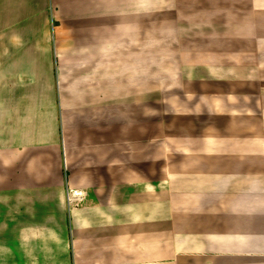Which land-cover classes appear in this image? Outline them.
I'll return each mask as SVG.
<instances>
[{
	"label": "crops",
	"instance_id": "obj_1",
	"mask_svg": "<svg viewBox=\"0 0 264 264\" xmlns=\"http://www.w3.org/2000/svg\"><path fill=\"white\" fill-rule=\"evenodd\" d=\"M258 11L264 0H0V92L29 101L16 133L0 125V264H264V27L239 21ZM160 51L182 70L176 91L200 100L162 145ZM228 110L244 117L231 138H203L204 117Z\"/></svg>",
	"mask_w": 264,
	"mask_h": 264
},
{
	"label": "rangeland",
	"instance_id": "obj_2",
	"mask_svg": "<svg viewBox=\"0 0 264 264\" xmlns=\"http://www.w3.org/2000/svg\"><path fill=\"white\" fill-rule=\"evenodd\" d=\"M243 6L247 7L249 5L243 4ZM243 6H241V7H243ZM30 7H31L30 11L34 10V8L36 7V4L32 2V3H30ZM258 12H260V11H258ZM256 15H258V17H257L258 19H251V20L244 19V20H239V21L242 23L243 26H244V23L247 24V23L251 22L252 25H255L254 27H256V30H257V27H264V13L260 12V13H256ZM233 22H235V20ZM225 30H233V29H225ZM234 31H235V28H234ZM247 32L249 33V31H247ZM151 37L152 36H150V35L144 36L143 37L144 38L143 43L144 44H147V43L150 44L151 43ZM211 37H215V36H207L206 35V36L201 37L203 40H200V39H198V40H200V42L202 44H204V43L206 44V43L210 42L208 40V38H211ZM191 38L192 39L189 42L190 45L196 44L197 36L195 35V37H191ZM223 38L228 43L230 42L229 43L230 45L232 42L234 43L237 40H239L241 45H244V44L247 45V46H244V48L246 49V48H248L249 44L253 43L255 37L252 36L251 39L253 41H250V42L248 41L247 43H244V41L242 42L241 37L239 39L237 37H235V38L234 37H223ZM233 38H234V40H233ZM153 39H154V37H153ZM177 43H182V41L178 40ZM142 54H143L144 66L150 65L148 68H145L144 70L150 71L151 67L153 66V64L150 63L151 62L150 53L147 52L145 50V47H144V51ZM258 54H259V51H258ZM174 55H177V53H174ZM263 57H260V55H258L256 58L263 59ZM248 58H252L251 53H250V56ZM173 59H174L173 53L171 51H160L159 63L161 66L159 68V74H158L159 81H160L159 82V101H158V109H159L158 122L160 124V131H159L160 136L159 137H160L161 145L165 142V140L167 138L166 132H165V130L167 128L166 123L169 122V120L172 118V115L174 116L173 117L174 122L179 124V125H183L187 121H191L190 124H193L195 122V120H197L199 118V116H193L190 111H192L193 107H196V108L199 107L198 101H200V100H198V98L185 100L183 98V95L178 93L179 87H180L178 83H179V81H181V76H183L180 73L182 70L178 69V68L177 69H174V68L166 69V67L162 66V64H164V63H169L170 61L172 62ZM177 60H178V57L175 58V63H177ZM174 82L176 84H174ZM171 87L174 89H171ZM176 90H178V91H176ZM211 101H212V105H213L215 103V99L212 98ZM28 104H29L28 100L24 101L21 98H18V96L6 97V96L2 95V92H0V125L3 122L6 123L8 120L10 121V119H12L11 120V126H14V132L16 133L17 129H20L21 123H24L25 116H23L21 113L23 111V107L25 105L28 106ZM214 106H215V104H214ZM220 106L225 107L224 104L220 105ZM218 107L219 106L215 107L214 109H219ZM182 108H185V109H182ZM178 109H180V110H178ZM181 109H182V111H181ZM214 109L211 108L210 110L214 111ZM229 114H230V111L228 110V111H226L225 115L219 114V115H215V116L204 117L205 122H203V123L205 124L204 127L206 128L207 132L203 133V138H206V140L212 139V141H214V139L229 140L231 138L230 135H231L232 131H230L231 129L230 130L227 129V127H225V124H228L229 121L230 122L235 121L237 119V117H239V118L243 117V116H231V117H229L230 116ZM217 123H219L220 126H222V128L219 129L220 126H217ZM215 131H216V133H215ZM182 133H184V132H182ZM179 134H181V133H179ZM174 137H175V140H178L180 138H182L183 140L184 139H190V137L188 136L187 133H185L184 136L175 135ZM166 149H164L165 152H167ZM178 150H179L178 148L175 149L176 155L179 154ZM198 150H200L202 153L206 152V154H208V155L209 154L224 155V156L236 155L235 149H232V148H217L215 146H207V147H204V148H201ZM168 152H170V151H168ZM160 154H161V152H160Z\"/></svg>",
	"mask_w": 264,
	"mask_h": 264
}]
</instances>
